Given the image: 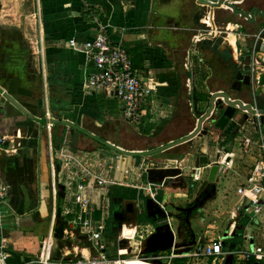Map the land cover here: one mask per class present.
<instances>
[{
    "label": "crops",
    "instance_id": "crops-1",
    "mask_svg": "<svg viewBox=\"0 0 264 264\" xmlns=\"http://www.w3.org/2000/svg\"><path fill=\"white\" fill-rule=\"evenodd\" d=\"M243 7L247 12L253 7L264 10V0H251ZM96 22L129 49L134 64L154 82L146 115L139 122L124 120L116 97L86 89L92 65L68 41L90 39ZM203 23L213 26L214 32L193 43ZM261 38L263 16L251 21L227 7L212 8L198 0H0V85L40 119L30 118L0 93V178L10 186L7 222L0 228L9 246L6 264L33 259L46 240L57 257L78 249V243L64 234L73 216L64 214L73 209L69 188L78 186L92 198L95 217L106 222L104 240L111 255L126 263L142 256L147 261L156 257L158 263L162 258L170 263L195 258L198 245L212 240L204 232L209 225L205 207L214 199L220 202L224 193L213 187L186 207L183 175L194 171L198 176L193 179L209 180L211 166L218 162L216 180L209 181L222 180L230 166L223 164L227 151L218 144L235 143L233 155L243 158L237 145L243 128L250 133L246 142L254 140L251 159L244 165L231 164L236 174L231 180L243 185L264 153V114L231 134L211 130L148 157L118 153L52 120L68 119L134 151L190 133L215 91L225 90L232 98L264 109V51L256 49ZM199 154L209 157L208 166L194 165ZM96 178L108 182L100 186ZM237 189L234 194L240 198ZM197 211L202 214L195 220ZM251 212L250 200L234 204L231 215L238 217L240 228L226 230L216 223L214 240L248 247L264 242V224L252 220ZM59 213L65 219L61 241L56 236ZM109 234L116 235L115 246ZM125 242L133 244L124 246ZM61 243L66 246L60 247ZM166 249L170 255L158 256Z\"/></svg>",
    "mask_w": 264,
    "mask_h": 264
},
{
    "label": "built area",
    "instance_id": "built-area-1",
    "mask_svg": "<svg viewBox=\"0 0 264 264\" xmlns=\"http://www.w3.org/2000/svg\"><path fill=\"white\" fill-rule=\"evenodd\" d=\"M197 29L193 43L214 32L213 26L207 23ZM263 40V38H261ZM70 47L86 56V64L90 72L86 80V89L90 93H106L116 97L121 104V113L129 123L141 120L147 112L148 98L154 91V82L148 79L134 64L129 49L121 42L114 41L107 27L96 22L95 34L85 41L76 39L68 41ZM256 62V61H255ZM251 70L256 69L252 64ZM1 140V139H0ZM195 177L198 175H194ZM98 185L107 184V180L96 178ZM54 184V188H55ZM10 186L0 178V228H3L8 212L7 199ZM69 204L72 210L64 214H72L68 220L64 234L67 238L78 243V249L57 257L53 252L52 243L46 240L42 243L35 257L22 264H127L120 257L111 255L104 240L106 222L95 217L96 208L90 196L85 194L82 186L71 190ZM237 193L243 201L250 200L252 204V220L264 224V153L254 165L248 180L238 187ZM71 226V227H70ZM264 228V226H263ZM195 258L230 257L248 263L264 264V242H254L252 246H226L221 240H213L198 245L194 252ZM10 256L6 236L0 232V264H6Z\"/></svg>",
    "mask_w": 264,
    "mask_h": 264
},
{
    "label": "water",
    "instance_id": "water-1",
    "mask_svg": "<svg viewBox=\"0 0 264 264\" xmlns=\"http://www.w3.org/2000/svg\"><path fill=\"white\" fill-rule=\"evenodd\" d=\"M246 0H198L199 4L208 5L212 8L227 7L234 14L244 16L247 20L253 21L257 16L264 17V10L258 7H253L247 12L243 7ZM257 50L264 51V38L258 41ZM0 93L14 106L21 110L30 118L39 121L40 119L34 116L24 105H22L11 93L0 85ZM264 114V109L254 106L251 102L245 103L240 98H232L230 93L225 90L215 91L211 94L206 111L198 118L195 128L188 134L162 144L158 147L146 150H127L118 145L82 128L78 124L68 119H53L52 123H59L70 127L71 131L78 130L81 133L93 138L104 146L112 150L130 156L148 157L165 151L181 143L187 142L194 138L197 134L208 135L209 132L218 129L225 131L228 134L235 132L238 128L246 123L247 120L253 118L256 120V115ZM206 123V126H204ZM194 165L198 168L209 165V157L199 155L195 157ZM219 169V163L214 162L209 173V180L215 181ZM129 210L132 209L130 205Z\"/></svg>",
    "mask_w": 264,
    "mask_h": 264
},
{
    "label": "rangeland",
    "instance_id": "rangeland-1",
    "mask_svg": "<svg viewBox=\"0 0 264 264\" xmlns=\"http://www.w3.org/2000/svg\"><path fill=\"white\" fill-rule=\"evenodd\" d=\"M201 11L200 13H204V10H199ZM203 27V25L201 24V26L199 28ZM249 132L248 129H243L241 128L240 131L237 134V137L240 138L238 140V147L240 152L243 154V158H237L235 157V155H233V146L235 143H233L232 145H230L229 147H226L223 144H218L220 149L224 150L226 149V155L225 158L223 159V164L230 166L227 169V172L224 174V177L222 180L218 181V183L216 182L215 184H213V182H210L209 180H207V178H203V180H195L193 179L194 175L193 172H189L186 171V174L183 175V178L185 180L186 183V207L191 206L192 204L196 203L197 200L199 199L200 195L203 192L206 191H210V189H212L214 187V189L218 192H222L224 193L222 200L220 202L218 201H212V202H208L207 206L205 207L206 211L209 213V225L208 227H206V229L204 230L205 234H206V238L208 240L212 239L211 241H213L215 239V237L217 236V230L214 229L215 224L217 223V225H219L220 223L222 224L223 229L226 228V230H230V229H239L240 228V224H236L238 222V217H235L233 215H231V210L235 204V206L241 205V202H243L242 198H238V196H235L234 191H236V189L238 188L239 185V181L240 180H231L232 176L236 175L235 172L233 171V167H231L232 163H240L241 165H244V161L248 160L247 162H250V159L248 155V153L251 152V145L253 144L252 142H246L247 137L249 136ZM235 141V140H233ZM236 142V141H235ZM90 144V143H87ZM92 145H95L96 143H91ZM91 146V145H90ZM197 150H192V153H195L196 155H198ZM237 152V151H236ZM200 155V154H199ZM213 158L216 159L217 158V153H213ZM232 156V157H231ZM249 156V157H248ZM232 158H235V161L231 162ZM233 165V164H232ZM171 181H175V180H171ZM159 193V192H158ZM215 193L216 196H218V194ZM160 194V193H159ZM190 198V200L188 199ZM201 212L197 211L196 215L194 216L195 220H197L199 217H201ZM58 221L57 222V233L56 236L62 239L61 235H62V230L65 228L64 225V217H62L61 213L58 214ZM237 221V222H236ZM7 222V220H4V223ZM71 227V226H70ZM110 236L109 241L110 244L112 246H115V244L117 243V239H116V235L115 234H109ZM190 238V235L187 234L186 239L188 240ZM61 241V240H60ZM72 241V240H69ZM129 242H125L124 246H131V244L133 243H129ZM118 245V244H117ZM116 245V247H117ZM63 246L65 247L66 245L64 243H61L60 247ZM112 247V251L115 252L117 248ZM162 254H169L170 252L166 249V250H159L158 251V256L162 255ZM143 259H145V256H142ZM194 259V260H193ZM148 261H150V264H237L236 262L230 263L229 261H227V259H222V258H217V259H209V258H205V257H200V258H193L191 256H188L186 260H183L181 258H179L178 260H173L172 263H170V261L167 258H162L160 260V263L157 262L156 257L154 258H150ZM247 262H245L246 264ZM238 264H244L243 262H239Z\"/></svg>",
    "mask_w": 264,
    "mask_h": 264
},
{
    "label": "bare ground",
    "instance_id": "bare-ground-1",
    "mask_svg": "<svg viewBox=\"0 0 264 264\" xmlns=\"http://www.w3.org/2000/svg\"><path fill=\"white\" fill-rule=\"evenodd\" d=\"M150 263H151L150 261L140 259V258L129 259L127 261V264H150ZM154 264H156V263H154Z\"/></svg>",
    "mask_w": 264,
    "mask_h": 264
},
{
    "label": "trees",
    "instance_id": "trees-1",
    "mask_svg": "<svg viewBox=\"0 0 264 264\" xmlns=\"http://www.w3.org/2000/svg\"><path fill=\"white\" fill-rule=\"evenodd\" d=\"M246 3H249V4H251V0H246ZM61 141H62V138H61ZM54 142H55V139H54ZM100 146H103L101 143H98ZM59 146V144L58 145H56V147H58ZM247 222V219H245V220H243V224H245ZM250 264H254V263H250Z\"/></svg>",
    "mask_w": 264,
    "mask_h": 264
}]
</instances>
